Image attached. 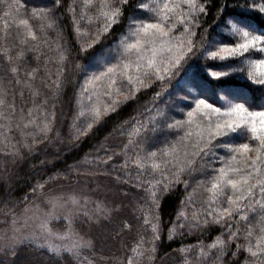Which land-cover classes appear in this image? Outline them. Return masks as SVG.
Here are the masks:
<instances>
[{
	"label": "snow or ice",
	"instance_id": "6c2138e0",
	"mask_svg": "<svg viewBox=\"0 0 264 264\" xmlns=\"http://www.w3.org/2000/svg\"><path fill=\"white\" fill-rule=\"evenodd\" d=\"M75 3L73 0L67 5V12L72 14L79 52L85 55L122 20L126 18L128 24L106 56L95 63L75 65L84 74L80 97L87 103L77 99L68 132L73 145L94 134L121 107L152 92V100L142 106L143 112L115 130L127 137L126 142L109 146L105 137L93 158L98 165H107L120 155L124 157L120 169H127L129 161L138 169L133 186L145 193L147 207H140L144 225L150 227L152 235L149 241L141 236L133 253L148 261L155 259V242L160 238L159 201L183 184L187 195L169 238L185 230H208L213 225L221 226L222 231L211 243L198 240L182 246V264H264V106H254L230 88L207 86L223 84L224 77L246 72L250 81L264 87V24L252 22L253 17H264V0H82L85 11L79 15ZM64 6V0H49L30 9L27 0L4 5L0 62H7L4 71L12 74L19 86L10 92L0 82V135L4 136L5 150L11 148L9 155L22 156V149L38 152L39 145L53 139L57 112L43 89L52 87L58 96L67 71L64 65L70 50L61 43L59 24ZM211 8H216V13L214 34L210 35L204 24ZM92 9L94 14H90ZM129 9L133 10L130 16ZM84 19L89 24L95 20L99 26L89 32L80 24ZM50 32L56 33L55 40ZM52 44L54 57L41 51H53ZM28 51H35L38 61L43 55L44 63L29 67ZM53 59L58 61L55 72L48 68ZM164 96L169 97V103H160ZM43 188L44 184L38 183L31 191L42 192ZM197 192L201 193L200 200L194 199ZM60 200L67 210L64 219L68 227L53 230L51 221L60 218L54 211L37 214V227L25 240L37 247L43 246L39 244L43 240L56 255L91 248L93 242L74 231L72 219L87 207L88 197L68 193L47 198L53 209ZM32 208L39 212L38 204ZM97 208L104 217L111 214L103 203H97ZM258 210L262 214L254 224L249 212ZM89 218L98 217L93 213ZM123 226L131 228L127 221ZM257 226L260 234L253 242ZM51 237L61 243L50 244ZM4 239L0 251L15 255L16 245L22 241L15 234ZM128 264L136 261L130 258Z\"/></svg>",
	"mask_w": 264,
	"mask_h": 264
},
{
	"label": "trees",
	"instance_id": "16d2710c",
	"mask_svg": "<svg viewBox=\"0 0 264 264\" xmlns=\"http://www.w3.org/2000/svg\"><path fill=\"white\" fill-rule=\"evenodd\" d=\"M9 2H14V0H0V35L3 34L4 12L7 10L4 5ZM48 2L49 0H27V6L30 9ZM71 3L73 0H64L65 6L60 9L59 24L63 32L61 43L70 50L68 60L64 65L67 71L63 76V86L58 96L52 87L43 89V92L48 95L49 101L55 103L57 112V121L54 132L51 134L52 141L39 145L40 150L38 152L30 153L26 149H22V156L16 157L7 154L11 148L8 147L5 150L4 136L0 135V227L6 224L9 216L21 210L42 193L59 184L84 181L82 179H86L87 184L91 185H88L89 190L93 195H98L96 198L100 197L101 200L105 201L111 214L107 217L101 215L90 223H86L87 215L84 212L79 213L74 218V226L93 242L91 248L81 249L78 254L61 252L56 255L51 253L47 246L37 247L34 246V242L22 240L16 245L15 255L0 251V261L3 264H87V262L90 264H128L129 259L132 258L136 264H182L183 254L179 251L182 246L195 244L198 240L204 241L206 244L211 243L222 231L221 226L213 225L211 229L204 231L200 229L191 232L185 230L183 234L174 235L170 239L169 230L183 207L182 201L187 195L185 186L179 184L165 193L159 201L160 238L155 242V259L148 261L146 257L136 256L132 249L136 247L141 236L144 237L145 241H149L152 235L150 227L144 225L140 207L141 205L147 207L144 200L145 193L140 188L133 186L138 169L131 164V161H129L127 169H120L121 161L124 159L120 155L114 157L113 161L107 165H98L93 159L101 144L105 143V137H108L107 144L109 146L126 142L127 137L115 130L120 128L122 122L130 121L143 112L142 106L152 100V92L147 91L140 95L135 102L121 107L117 113H113L107 118L104 124L95 130L94 134L75 143V145H73V141L68 139L69 127L72 124L73 115L77 111V99L82 98L87 103L86 98L80 97V90L85 86L84 74L75 65L83 66L95 63L96 60L106 56L109 50L114 47L115 42L127 30L128 24L126 18L122 20L85 55L79 52V41L72 14L67 12V5ZM75 6L78 15L85 11L82 8V0H76ZM234 10L239 11L238 8H234ZM132 11L129 9L127 15H132ZM215 13L216 8H211L210 16L206 18L204 24L210 35L214 34ZM90 14H94V9L90 11ZM7 19L11 24V17ZM252 22L260 26L264 24V17H253ZM80 24L89 32H94L99 26L95 20L89 24L87 19L81 20ZM49 35L55 40V32H50ZM52 49L51 52L47 48H42L41 51L54 57L55 44H52ZM6 63V61L0 62V82L10 92L16 91L19 86L14 83L12 74H6L4 71ZM26 63L29 67H35L37 63H44V57L41 55L38 61L37 53L28 51ZM199 63L202 64L203 61ZM57 64L56 59L51 60L48 64L49 70L55 72ZM199 71L200 78L205 79L203 69ZM223 81V84L208 83L207 86L209 89L215 88L217 90L225 87L230 88L254 106H264V87L250 81L246 72L233 73L224 77ZM175 87L176 83L173 81L172 90H175ZM160 103H169V97L164 96ZM17 104L20 105L18 93ZM109 133L112 135L109 136ZM115 150L119 152V149ZM55 153H59V155H54ZM129 155L131 156V153ZM113 164L116 166L115 169ZM69 168H71L70 172L67 171ZM117 175L120 176V179L116 178ZM49 177L55 178L49 179ZM196 178L199 179L198 176ZM38 183H43L44 188L42 192L33 193L31 189ZM201 198V193L194 194V199L200 200ZM187 210L192 211L191 207H188ZM261 214L259 210L255 213L249 212L250 222L256 224ZM62 221L60 219L58 223ZM125 221L131 224V228L123 226ZM259 234V226H257L253 242L255 236Z\"/></svg>",
	"mask_w": 264,
	"mask_h": 264
},
{
	"label": "rangeland",
	"instance_id": "374dc122",
	"mask_svg": "<svg viewBox=\"0 0 264 264\" xmlns=\"http://www.w3.org/2000/svg\"><path fill=\"white\" fill-rule=\"evenodd\" d=\"M84 181H77L75 183H67V184H59L55 188L46 191L39 195L35 200L27 203L21 210L18 212L12 214L9 216V219L5 222L3 226L0 227V247L3 246L5 243V237H10L12 235H16L19 241L25 240V237H28L29 235L33 234V231L36 229L38 221L35 219V215L39 214L42 215L44 212L54 211L57 216H59V219H53L51 221V227L53 230L58 231H64L68 227V221L64 219V216L67 215L66 207L63 205V200H60L57 204V207L55 209L52 208V205L47 202V198L49 197H61L68 193H76V194H83L88 197V203L87 207L84 209V213L87 215V219H85L86 223H90L97 218L90 219L93 215V213L97 214V217L99 218L100 215V209L97 208V203H103L106 205L104 200H101L98 195H93L87 184L86 179H82ZM91 186V185H90ZM33 204L39 205V212L32 208ZM107 206V205H106ZM30 209V211H25V209ZM108 208V207H107ZM81 212V213H83ZM79 213L74 214L72 219L76 216H78ZM25 217H33V219L26 220ZM63 220L61 223H58L59 220ZM13 220H16L17 223L13 224ZM55 223V224H53ZM58 223V224H57ZM57 224V225H56ZM74 231H77L84 235L86 238L90 239L86 234H84L81 230L77 229L73 224ZM91 240V239H90ZM20 243V242H19ZM50 244H56L59 245L61 241H59L56 237L49 238ZM18 244V243H17ZM39 244L43 246H47L44 244L43 240L39 241Z\"/></svg>",
	"mask_w": 264,
	"mask_h": 264
}]
</instances>
